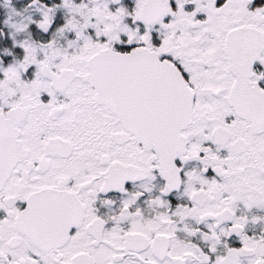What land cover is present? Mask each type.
I'll list each match as a JSON object with an SVG mask.
<instances>
[{
    "label": "snow or ice",
    "instance_id": "1",
    "mask_svg": "<svg viewBox=\"0 0 264 264\" xmlns=\"http://www.w3.org/2000/svg\"><path fill=\"white\" fill-rule=\"evenodd\" d=\"M4 3L0 264H264V3Z\"/></svg>",
    "mask_w": 264,
    "mask_h": 264
},
{
    "label": "flooded vegetation",
    "instance_id": "2",
    "mask_svg": "<svg viewBox=\"0 0 264 264\" xmlns=\"http://www.w3.org/2000/svg\"><path fill=\"white\" fill-rule=\"evenodd\" d=\"M55 2H59V0H55ZM124 3H127V4H130L131 0H123ZM27 3V0H9V5L10 6H15L17 9L23 7L24 4ZM217 3H222V0H217ZM253 3L256 4V3H264V0H253ZM9 7H6L5 6V3H4V0H0V30H3L4 32V35L3 36H0V47L2 46H11V41L10 39L8 38V31L9 29L7 28V26L3 23L5 17H6V14L7 12L9 11ZM30 11V10H29ZM28 13L25 12L24 15H27ZM62 16H63V10L62 9H58L57 10V18L61 20L62 22ZM14 20H19L20 17H16L14 16L13 17ZM34 27V26H33ZM17 55H22V50H14ZM8 59L10 58H5V63L8 62ZM254 67H256L257 69H259V65L256 64L254 65ZM119 194L116 193L114 194V197H118ZM169 199L172 201L173 205L178 202V196L176 193H171L169 194ZM101 211H103V209H101ZM254 227V230L255 231H259V226H253ZM251 229H250V232L249 234H251ZM232 244L234 245H238L239 244V240L238 239H232L230 241Z\"/></svg>",
    "mask_w": 264,
    "mask_h": 264
}]
</instances>
